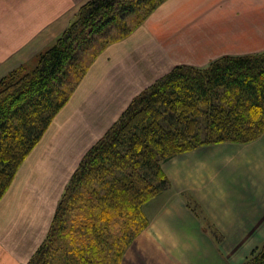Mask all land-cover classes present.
Returning a JSON list of instances; mask_svg holds the SVG:
<instances>
[{"label": "crops", "instance_id": "obj_1", "mask_svg": "<svg viewBox=\"0 0 264 264\" xmlns=\"http://www.w3.org/2000/svg\"><path fill=\"white\" fill-rule=\"evenodd\" d=\"M85 1L0 0V78L32 68ZM262 51L264 0H165L105 46L0 198V264L27 262L83 156L154 80L175 65ZM162 170L169 186L143 205L148 224L120 264H240L257 246L246 236H264V132L193 148Z\"/></svg>", "mask_w": 264, "mask_h": 264}, {"label": "trees", "instance_id": "obj_2", "mask_svg": "<svg viewBox=\"0 0 264 264\" xmlns=\"http://www.w3.org/2000/svg\"><path fill=\"white\" fill-rule=\"evenodd\" d=\"M163 1L86 0L32 68L20 66L0 78V198L96 55ZM96 37L99 46L82 63ZM263 132L264 51L221 56L204 67L173 66L86 152L43 241L24 264H120L148 224L143 205L169 186L163 162L199 146L247 143ZM58 241L64 248H53ZM240 264H264V240Z\"/></svg>", "mask_w": 264, "mask_h": 264}, {"label": "rangeland", "instance_id": "obj_3", "mask_svg": "<svg viewBox=\"0 0 264 264\" xmlns=\"http://www.w3.org/2000/svg\"><path fill=\"white\" fill-rule=\"evenodd\" d=\"M134 21H136V15H134L133 17H128V24H129V26L130 25H132V26H134ZM108 31H109V36H115L116 35V32L114 31V29H107ZM101 38H98V37H96L94 40H93V42H92V44H93V46H92V48H90L88 51H87V53H84L81 57H80V59L82 60V63H86L87 61H88V59L91 57V53H92V51H94L95 50V48H97L98 46H99V44H100V42H101V40H100ZM34 64V63H33ZM74 213V212H73ZM68 220H70V215L68 216ZM214 237H215V239L217 240V241H220V242H222L223 241V239H224V236H222V235H214ZM65 239H63V241H64ZM263 240H264V236H246V243L244 242V244L246 245V247L247 248H249L250 247V245H252L254 242H256V245L257 246H259V245H261L262 244V242H263ZM67 241V243H68V238H66V240H65V242ZM243 244V245H244ZM59 246H61V248H64V246H65V244L63 243V242H55L54 243V246H53V248H58L59 249ZM242 248V246H240L239 248H236L235 250H237V251H233V252H231V254H235V253H237L236 254V256H238V254H240V252L239 251H241V250H243V249H241ZM245 252H246V256H248V254H249V252H250V250H245ZM58 254V253H57ZM52 264H58L57 263V260H52ZM60 264V263H59Z\"/></svg>", "mask_w": 264, "mask_h": 264}]
</instances>
